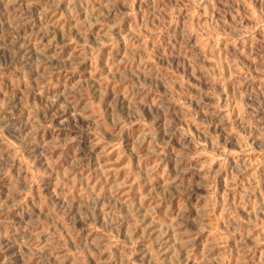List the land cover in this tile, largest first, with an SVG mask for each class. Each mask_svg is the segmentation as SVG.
Returning <instances> with one entry per match:
<instances>
[{"label": "rangeland", "instance_id": "rangeland-1", "mask_svg": "<svg viewBox=\"0 0 264 264\" xmlns=\"http://www.w3.org/2000/svg\"><path fill=\"white\" fill-rule=\"evenodd\" d=\"M0 129V264H264V0H0Z\"/></svg>", "mask_w": 264, "mask_h": 264}, {"label": "clouds", "instance_id": "clouds-1", "mask_svg": "<svg viewBox=\"0 0 264 264\" xmlns=\"http://www.w3.org/2000/svg\"><path fill=\"white\" fill-rule=\"evenodd\" d=\"M2 132H3V129H0V134H2ZM29 252H32L31 248H29Z\"/></svg>", "mask_w": 264, "mask_h": 264}]
</instances>
